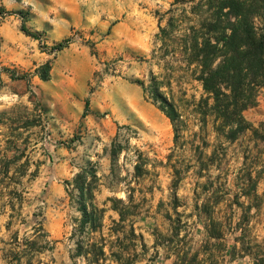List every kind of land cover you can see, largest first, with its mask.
Returning a JSON list of instances; mask_svg holds the SVG:
<instances>
[{
    "label": "rangeland",
    "instance_id": "374dc122",
    "mask_svg": "<svg viewBox=\"0 0 264 264\" xmlns=\"http://www.w3.org/2000/svg\"><path fill=\"white\" fill-rule=\"evenodd\" d=\"M184 6L0 0V264L36 223L52 249L34 264H89L95 254L98 264H264V87L243 112L248 129L233 141L218 135L193 67L156 39L168 11ZM152 77L180 115L176 143L143 91ZM85 169L95 175L86 199L99 211L95 230L81 225L73 183ZM209 215L220 240L208 239Z\"/></svg>",
    "mask_w": 264,
    "mask_h": 264
},
{
    "label": "trees",
    "instance_id": "16d2710c",
    "mask_svg": "<svg viewBox=\"0 0 264 264\" xmlns=\"http://www.w3.org/2000/svg\"><path fill=\"white\" fill-rule=\"evenodd\" d=\"M175 4H189V7L169 10L166 25L159 26L156 39L161 44V50L171 46L170 52L178 62L193 67L195 79L205 95L201 100L202 115L212 116L216 133L227 141H233L248 129L243 112L256 105L259 91L264 87V0H175ZM255 21H259L260 28ZM22 31L33 39H40V34L30 32L24 25ZM69 43V39L62 40L50 47L48 53L60 52ZM111 68L114 69V65ZM50 69L48 63L40 66L36 70L38 77L43 81L48 80ZM11 76L27 80V75L13 73ZM161 85L162 81L152 77L143 91L169 119L176 143L180 115L174 101L160 90ZM110 153L111 156L118 153L114 143ZM135 171L139 172L138 165H135ZM88 176L95 178L92 170H82L75 176L73 183L81 204V225L95 230L99 211L86 201L88 199L91 202L92 199ZM201 211L208 212L204 205ZM118 212L122 221L123 214L120 210ZM207 219L210 224L204 228L208 239L220 240L222 233L215 229L210 215ZM33 230L32 237H14L8 264H34L33 259L37 254L52 249V241L47 239L48 234L43 226L36 223ZM89 247L96 246L92 244ZM98 252L104 256L101 248ZM95 257L97 254L93 260H89V264H98V258Z\"/></svg>",
    "mask_w": 264,
    "mask_h": 264
},
{
    "label": "built area",
    "instance_id": "2783aa9c",
    "mask_svg": "<svg viewBox=\"0 0 264 264\" xmlns=\"http://www.w3.org/2000/svg\"><path fill=\"white\" fill-rule=\"evenodd\" d=\"M44 141H45V143L51 141V137L49 135H45Z\"/></svg>",
    "mask_w": 264,
    "mask_h": 264
}]
</instances>
